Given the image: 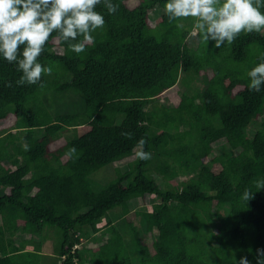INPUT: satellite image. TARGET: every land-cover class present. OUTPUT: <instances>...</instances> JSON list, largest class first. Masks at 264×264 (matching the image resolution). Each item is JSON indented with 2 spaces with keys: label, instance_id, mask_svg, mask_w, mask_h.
<instances>
[{
  "label": "trees",
  "instance_id": "1",
  "mask_svg": "<svg viewBox=\"0 0 264 264\" xmlns=\"http://www.w3.org/2000/svg\"><path fill=\"white\" fill-rule=\"evenodd\" d=\"M166 2L98 6L106 23L79 55L54 32L39 57L53 71L37 84H16L22 72L0 55V264H40L28 244L46 230L57 264H257L264 85L250 90L247 73L264 33L216 48L195 34L198 18L170 23ZM142 138L149 160L136 156ZM105 166L115 178L97 189ZM136 197L145 204L131 210Z\"/></svg>",
  "mask_w": 264,
  "mask_h": 264
},
{
  "label": "clouds",
  "instance_id": "2",
  "mask_svg": "<svg viewBox=\"0 0 264 264\" xmlns=\"http://www.w3.org/2000/svg\"><path fill=\"white\" fill-rule=\"evenodd\" d=\"M100 5L108 14L116 13L119 8L113 0H0V55L8 63L17 64V70L22 72L16 84H37L44 75L52 74V67L41 64L39 57L54 32L71 51L77 55L83 53L88 43L94 41L92 34L106 23L104 16L96 11ZM262 8L264 0H167L164 6L170 23L198 18L195 34L206 43L214 41L216 48L232 44L241 34L264 33ZM176 26L184 28L182 23ZM247 76L249 89L259 92L264 85V55ZM7 86L11 87V83ZM121 135L132 138L130 132ZM145 143L143 138L139 141L141 150L136 156L140 160L151 158L143 150ZM67 155L78 158L79 153L72 147ZM255 188H264V178L255 182ZM253 198L251 190L242 193L245 202ZM257 252V264H264V249ZM236 264H250V261L242 256Z\"/></svg>",
  "mask_w": 264,
  "mask_h": 264
},
{
  "label": "rangeland",
  "instance_id": "3",
  "mask_svg": "<svg viewBox=\"0 0 264 264\" xmlns=\"http://www.w3.org/2000/svg\"><path fill=\"white\" fill-rule=\"evenodd\" d=\"M194 30H196L195 27H194ZM198 81H201V82H199V83L196 82L195 83L196 84V87H198L200 89V86H201V88L205 86V82H204L203 78H199ZM182 87H183V90H187L190 93L191 92H195V89L193 87H190L189 89L186 88L185 86H182ZM67 101L75 109L81 108L82 105H83V103H84V100H83L82 96L80 97L79 95H75V97L71 95L67 99ZM158 101H159V103H162L163 102L164 104H167L169 106L171 105V101L167 97H161L160 96L158 98ZM66 103L67 102H65V104ZM253 128H255V127L253 126ZM93 178H96V180H97L95 186L97 187V189H100V188L106 186L107 184H109L115 178V173H114L112 167L105 166V167L101 168L100 170L96 171L93 174ZM161 184H162V182H161ZM144 204H145V201H144L143 198L136 197V198H133V199L130 200V202H129V209L135 210V209L141 207ZM121 209H122L121 206H117L115 208V211H118V210H121ZM137 220L138 219H136V221ZM141 230H142L141 231L142 235L148 236V232H146V230L144 228H141ZM41 237H43L44 240H43L42 243H39V240L41 239ZM32 239H34V240L32 241L31 244H28V247H32V248H35L36 250H40V251L43 252L38 257L40 264H57L54 261L55 259H57L56 258L57 256L53 253V248L54 247H53V240L52 239H54V236L51 235L46 230L43 235H41V234L40 235L39 234H34V237ZM89 254H92V252H90ZM91 258L92 257L90 255V259H88L85 262V264H96L97 263V260H95V259L93 260Z\"/></svg>",
  "mask_w": 264,
  "mask_h": 264
},
{
  "label": "crops",
  "instance_id": "4",
  "mask_svg": "<svg viewBox=\"0 0 264 264\" xmlns=\"http://www.w3.org/2000/svg\"><path fill=\"white\" fill-rule=\"evenodd\" d=\"M34 237V236H33ZM43 253V252H42Z\"/></svg>",
  "mask_w": 264,
  "mask_h": 264
}]
</instances>
